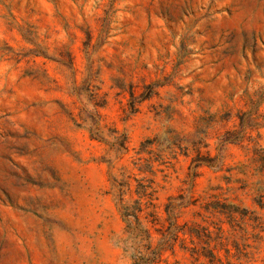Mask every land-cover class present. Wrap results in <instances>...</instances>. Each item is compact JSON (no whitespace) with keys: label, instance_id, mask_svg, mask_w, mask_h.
I'll use <instances>...</instances> for the list:
<instances>
[{"label":"rangeland","instance_id":"1","mask_svg":"<svg viewBox=\"0 0 264 264\" xmlns=\"http://www.w3.org/2000/svg\"><path fill=\"white\" fill-rule=\"evenodd\" d=\"M138 199L152 264H264V0H0V264H133Z\"/></svg>","mask_w":264,"mask_h":264},{"label":"trees","instance_id":"2","mask_svg":"<svg viewBox=\"0 0 264 264\" xmlns=\"http://www.w3.org/2000/svg\"><path fill=\"white\" fill-rule=\"evenodd\" d=\"M119 200L121 201L120 197ZM121 210L126 231L129 233V236L125 239V248L128 246L132 249L133 264H152L157 257V253L147 249L150 233L147 228L140 226L138 218V213L142 210L141 201L138 199L130 204L124 203Z\"/></svg>","mask_w":264,"mask_h":264}]
</instances>
